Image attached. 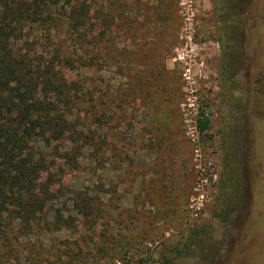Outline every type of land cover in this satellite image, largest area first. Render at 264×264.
<instances>
[{
    "label": "rangeland",
    "instance_id": "1",
    "mask_svg": "<svg viewBox=\"0 0 264 264\" xmlns=\"http://www.w3.org/2000/svg\"><path fill=\"white\" fill-rule=\"evenodd\" d=\"M98 3L113 19L100 27V67L83 73L104 100L114 99L101 124L85 120L83 162L66 182L99 188L108 215L99 229L135 264H264V124L258 131L255 120L264 115V0ZM223 3L239 20L237 55L227 63ZM189 35L193 52L187 63L176 61ZM224 65L233 68L228 78ZM201 111L210 121L203 132ZM195 229L204 231L192 240ZM36 230L18 237L21 253L9 262L77 264L68 249L84 245L74 240L79 233L90 234Z\"/></svg>",
    "mask_w": 264,
    "mask_h": 264
},
{
    "label": "trees",
    "instance_id": "2",
    "mask_svg": "<svg viewBox=\"0 0 264 264\" xmlns=\"http://www.w3.org/2000/svg\"><path fill=\"white\" fill-rule=\"evenodd\" d=\"M97 4L98 0H0V264H13L9 258L21 253V235L76 227L90 232L74 239L82 238L85 246L76 242L68 249L77 264L95 254L109 260L128 258L127 264H135L99 229L108 216L99 188L89 191L66 182L83 162L85 120L101 124L107 103L114 99L110 93L109 102L104 100L97 94L100 87L83 73L100 67V27L113 19ZM232 8L226 3L220 7L222 46L231 49H224L225 63L238 51L239 20ZM223 69L230 77L232 66ZM200 114L197 126L203 132L210 121L203 111ZM91 138L96 143L95 136ZM102 141L111 143L103 137L98 143ZM124 230L117 234L121 239L127 238ZM203 231L192 230L189 236L193 240ZM137 264L147 263L138 259Z\"/></svg>",
    "mask_w": 264,
    "mask_h": 264
},
{
    "label": "built area",
    "instance_id": "3",
    "mask_svg": "<svg viewBox=\"0 0 264 264\" xmlns=\"http://www.w3.org/2000/svg\"><path fill=\"white\" fill-rule=\"evenodd\" d=\"M186 38L188 39V41H185L184 46L181 47L180 49L176 50V54L174 57V59L176 61H181V62L187 63V59L190 58V55L193 52V47L191 46L192 39H191L190 35ZM189 70H190V68L186 67L184 74H189Z\"/></svg>",
    "mask_w": 264,
    "mask_h": 264
},
{
    "label": "crops",
    "instance_id": "4",
    "mask_svg": "<svg viewBox=\"0 0 264 264\" xmlns=\"http://www.w3.org/2000/svg\"><path fill=\"white\" fill-rule=\"evenodd\" d=\"M255 120H256V123H257V130L259 131V130H260L259 128H261V127H260V124H264V123H263V122H264V115L256 117ZM262 121H263V122H262ZM263 128H264V125H263ZM261 130H263V129L261 128ZM257 139H258V138H257ZM257 145H258V143H257ZM263 158H264V157H263ZM263 177H264V175H263Z\"/></svg>",
    "mask_w": 264,
    "mask_h": 264
}]
</instances>
